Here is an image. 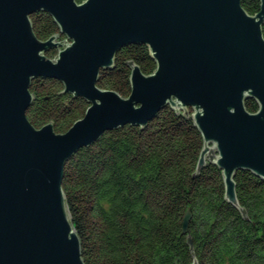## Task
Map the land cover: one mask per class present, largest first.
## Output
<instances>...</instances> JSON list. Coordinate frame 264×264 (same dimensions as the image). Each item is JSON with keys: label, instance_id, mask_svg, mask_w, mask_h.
Returning a JSON list of instances; mask_svg holds the SVG:
<instances>
[{"label": "water", "instance_id": "95a60500", "mask_svg": "<svg viewBox=\"0 0 264 264\" xmlns=\"http://www.w3.org/2000/svg\"><path fill=\"white\" fill-rule=\"evenodd\" d=\"M241 1L0 0V264H86L63 188L67 161L109 130L146 126L168 105L193 109L204 138L197 170L218 165L226 199L239 206L237 171L264 178V0L256 14ZM39 11L58 34L37 36L30 16ZM129 44H146L157 67L146 74L132 63L124 96L98 81ZM39 77L89 103L66 132L27 117ZM248 98L258 101L256 112Z\"/></svg>", "mask_w": 264, "mask_h": 264}, {"label": "trees", "instance_id": "16d2710c", "mask_svg": "<svg viewBox=\"0 0 264 264\" xmlns=\"http://www.w3.org/2000/svg\"><path fill=\"white\" fill-rule=\"evenodd\" d=\"M241 3L251 14L260 10L261 0ZM30 17L39 38L60 32L48 12ZM132 63L146 74L157 67L146 44H129L117 52L113 68L101 70L98 85L129 96ZM30 89L27 117L37 128L53 122L56 132H66L89 106L63 92L56 78H36ZM245 105L259 109L254 98ZM192 114L191 107L168 105L146 126L109 130L67 161L63 188L86 264H191L194 258L199 264H264V178L238 170L239 206L230 203L220 167L208 161L197 170L204 138Z\"/></svg>", "mask_w": 264, "mask_h": 264}, {"label": "rangeland", "instance_id": "374dc122", "mask_svg": "<svg viewBox=\"0 0 264 264\" xmlns=\"http://www.w3.org/2000/svg\"><path fill=\"white\" fill-rule=\"evenodd\" d=\"M57 49H59V48H57ZM213 144H211V146H212ZM215 153H216V151H215Z\"/></svg>", "mask_w": 264, "mask_h": 264}]
</instances>
